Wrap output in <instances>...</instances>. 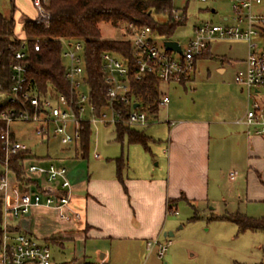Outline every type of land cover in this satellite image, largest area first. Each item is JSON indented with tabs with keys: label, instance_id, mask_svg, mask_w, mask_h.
I'll return each instance as SVG.
<instances>
[{
	"label": "rangeland",
	"instance_id": "1",
	"mask_svg": "<svg viewBox=\"0 0 264 264\" xmlns=\"http://www.w3.org/2000/svg\"><path fill=\"white\" fill-rule=\"evenodd\" d=\"M171 1L180 15L186 10V20L183 25L176 27L171 35L155 34V42L160 48L163 47L165 40L179 41L185 47L195 24L209 20L222 22L224 16L233 14L231 0ZM13 5L16 9L15 18L18 21L17 32L20 33L22 30L20 23L25 20L24 16L32 18L37 12L30 0H14V2L0 0V10L6 16L12 15ZM211 8H215L217 13H213ZM152 16L161 23L169 20L168 12L154 11ZM124 26L119 24L113 27L111 24H104L103 38L125 39L127 35L122 31ZM248 54V41L222 40L213 45L212 54L200 57L193 82L162 84L161 90L169 94L170 102L160 107L157 119L151 121L149 125L134 127L150 138L149 148L141 143H130L127 135L121 141L117 139L114 126L93 122L88 153L83 155L81 145L65 146L57 137L42 142L35 132L38 123L30 121L11 123L15 135L32 149L33 160L38 158L60 160L65 162L69 169L85 171L87 176L98 170L103 173L115 171V158L122 153L125 158V174L129 176L165 171L170 161L168 142L172 138L173 128L168 121L174 120L178 124L186 120H206L210 123L208 198L194 200L191 203L179 201L177 208L168 214L167 234L159 238L160 244L167 247L162 257L158 254V245L150 250L146 244L113 239L105 244L104 250L111 255L108 264L264 262L263 229L241 230L232 221L212 219L215 215L237 212L255 219L264 218V155L252 153V165H250V154L245 146L243 150L235 147L230 138L232 133L241 130V126L235 124L234 120L242 116L248 107L246 91L241 93V85L235 80L236 72L245 68V64L239 61L247 59ZM220 66H225L224 72L218 70ZM89 110L87 108L88 116H90ZM4 171L5 165L0 162V173ZM232 173L234 178L231 177ZM25 190V183L18 180L15 173L10 171L7 199L4 198V203L16 201ZM84 190L81 193L84 194ZM4 194V190L0 189V195L4 196ZM34 214L42 215L38 210H34ZM46 222L48 221L41 222L39 235H46L49 230L55 228L54 226L47 228L44 225ZM35 223H39V220L35 219ZM66 245L68 243H65ZM50 248L53 253L55 247L50 244Z\"/></svg>",
	"mask_w": 264,
	"mask_h": 264
},
{
	"label": "built area",
	"instance_id": "2",
	"mask_svg": "<svg viewBox=\"0 0 264 264\" xmlns=\"http://www.w3.org/2000/svg\"><path fill=\"white\" fill-rule=\"evenodd\" d=\"M207 2L209 0H198ZM36 9L32 19L48 22L47 5L50 0H31ZM233 14L224 16L222 22L212 20L195 24L187 44L181 46V53L160 48L155 42L150 26H138L128 23L122 29L133 47V58L109 51L101 53V70L105 85V104L99 108L94 102L91 87L87 82L85 60V41L79 38H60L65 65L64 76L68 83L66 92L39 91L37 86H29L28 42L23 40L22 48L15 53L16 60L11 67L12 86L9 92L2 93L0 100H9L18 106L2 112L5 130L1 134L4 158L0 162L5 171L0 179V189L7 199L9 186L10 158L25 150L26 156L19 163L23 165V177L29 180V186L18 201L9 205L4 203L2 223L3 237L0 241V264H77L74 261L57 263L53 259L48 244L38 241L28 232H18L10 236L7 223L8 214L14 217H26L34 209H50L57 213L58 219L66 217V209L72 200V181L69 167L65 162L49 158L33 160L32 149L22 142L12 131L14 121L38 123L36 135L41 141L57 137L61 144L81 145L82 123L99 122L104 125L124 124L129 127L147 126L158 117L160 107L170 102L168 93L163 92L157 103V111H150L136 96L131 85V77L142 80L155 76L162 84L188 81L194 71L196 60L206 54L211 44L220 40H245L249 42V54L245 68L236 72L235 80L248 91L249 103L244 116L238 120L246 126L249 133L264 137V103L256 97L264 91V0H231ZM217 13L215 8H211ZM174 19L182 15L174 9ZM39 51L41 44L35 40L32 44ZM135 103H138L135 106ZM125 106V109L122 107ZM89 108L90 116H88ZM99 109V110H98ZM98 111V112H97ZM170 126L176 121L169 120ZM15 135V137H14ZM27 175H30L27 176ZM234 178V173L231 174ZM173 211V209L171 210ZM170 211V212H171ZM176 211V210H175ZM159 246L158 254L163 256L166 246L155 239L153 246ZM106 264L101 260L97 263Z\"/></svg>",
	"mask_w": 264,
	"mask_h": 264
},
{
	"label": "crops",
	"instance_id": "3",
	"mask_svg": "<svg viewBox=\"0 0 264 264\" xmlns=\"http://www.w3.org/2000/svg\"><path fill=\"white\" fill-rule=\"evenodd\" d=\"M27 17L29 16H24L23 19ZM20 24L23 25L22 22ZM220 41L213 42L204 56L212 54L213 45ZM199 59L196 60L195 71L188 82H193L196 77ZM245 60L239 62L245 64ZM225 69V66L218 67L220 72ZM245 91L249 103L248 91L241 85V93ZM256 97L264 103L262 92L257 93ZM245 112L234 120L235 124L241 126V130L232 133L230 138L235 147L243 150L245 146L252 165V153L264 155V137L249 133L246 126L238 122ZM210 132L211 125L206 120H186L178 124L176 122L171 129L172 138L168 142L170 161L167 169L159 173L129 176L125 174L124 168L121 180L116 169L108 173L98 170L91 176H87L82 170L69 169L72 200L66 209L65 219L59 220L54 210L41 208L34 209L39 214L42 213L41 216L35 215L34 210L20 218L8 214L10 236H15L18 232H28L38 241L53 245L55 249L52 255L57 263L74 261L85 264L103 260L108 264L111 255L104 249L106 242L113 239L146 244L151 250L155 247L154 240L166 235L169 227L170 199L175 200V209L179 201L191 203L209 196ZM25 186L26 189L29 188L26 183ZM83 189L84 194L81 193ZM17 201L18 199L8 204L13 205ZM35 219L39 223L34 224ZM46 220L48 222L44 225L47 228H55L46 235H39L41 222ZM65 243L68 245L65 246Z\"/></svg>",
	"mask_w": 264,
	"mask_h": 264
},
{
	"label": "trees",
	"instance_id": "4",
	"mask_svg": "<svg viewBox=\"0 0 264 264\" xmlns=\"http://www.w3.org/2000/svg\"><path fill=\"white\" fill-rule=\"evenodd\" d=\"M14 2V0H12ZM49 11L48 22L27 17L22 25V30L17 32L18 21L15 18V5L13 13L6 16L0 10V95L9 92L12 86L11 67L15 53L22 48L23 40L29 45L26 64L28 66L29 86H37L39 91L66 92L68 83L64 76L65 65L62 57L63 44L60 38H79L85 41V60L87 70V82L91 87L94 102L99 108L105 104L104 81L101 70V53L109 51L118 55L133 58V47L129 39H105L103 38V25L111 24L117 27L119 24L133 23L138 26H150L155 34L171 35L176 27L183 25L186 20V10L179 19H174V7L171 0H50L47 5ZM168 12L169 20L157 22L153 12ZM19 33V35H18ZM261 34L264 35V29ZM39 40L41 47L35 51L32 44ZM131 85L136 96L150 111H157V103L161 95V82L155 76H148L142 80L131 77ZM16 103L9 100H0V157L4 158V147L1 134L5 130V122L1 117L3 111L17 107ZM125 109V106H122ZM99 110V109H98ZM98 112V111H97ZM117 139L123 141L124 136L129 137V142L143 144L146 148L150 138L134 127L117 124L115 127ZM91 124L82 123L81 147L83 155H87L91 136ZM15 137V135H14ZM30 150L20 152L10 158V168L18 180L29 182L23 177V165L19 160L25 158ZM116 171L119 179H123L125 158L123 153L115 158ZM3 172L0 173V179ZM184 198V197H182ZM3 200V201H2ZM168 201V210L174 209L173 202ZM4 197L0 195V222L3 223ZM212 219H226L236 223L241 230L263 229L264 218L255 219L250 216L235 213L215 215ZM3 237V227L0 226V241ZM247 264V263H235ZM264 264V262L252 263Z\"/></svg>",
	"mask_w": 264,
	"mask_h": 264
},
{
	"label": "water",
	"instance_id": "5",
	"mask_svg": "<svg viewBox=\"0 0 264 264\" xmlns=\"http://www.w3.org/2000/svg\"><path fill=\"white\" fill-rule=\"evenodd\" d=\"M164 46H165L166 49L174 50V51H177L179 53H181V51H182L179 42L176 41V40H165L164 41ZM137 104L138 103H135V106H137Z\"/></svg>",
	"mask_w": 264,
	"mask_h": 264
}]
</instances>
